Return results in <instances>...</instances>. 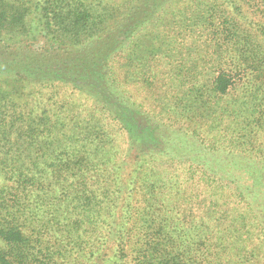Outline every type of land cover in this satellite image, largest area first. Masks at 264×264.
I'll return each instance as SVG.
<instances>
[{
	"label": "trees",
	"instance_id": "1",
	"mask_svg": "<svg viewBox=\"0 0 264 264\" xmlns=\"http://www.w3.org/2000/svg\"><path fill=\"white\" fill-rule=\"evenodd\" d=\"M0 264H264V0H0Z\"/></svg>",
	"mask_w": 264,
	"mask_h": 264
},
{
	"label": "rangeland",
	"instance_id": "2",
	"mask_svg": "<svg viewBox=\"0 0 264 264\" xmlns=\"http://www.w3.org/2000/svg\"><path fill=\"white\" fill-rule=\"evenodd\" d=\"M78 99L81 101V103H83V102H84V101L82 102V99H81L80 97H78ZM79 100H76V101H79Z\"/></svg>",
	"mask_w": 264,
	"mask_h": 264
}]
</instances>
